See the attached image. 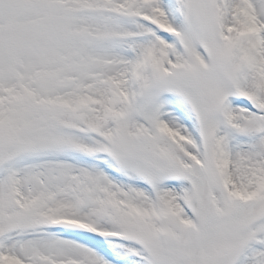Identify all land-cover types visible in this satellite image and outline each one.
<instances>
[{
  "label": "snow or ice",
  "instance_id": "snow-or-ice-1",
  "mask_svg": "<svg viewBox=\"0 0 264 264\" xmlns=\"http://www.w3.org/2000/svg\"><path fill=\"white\" fill-rule=\"evenodd\" d=\"M0 264H264V0H0Z\"/></svg>",
  "mask_w": 264,
  "mask_h": 264
}]
</instances>
